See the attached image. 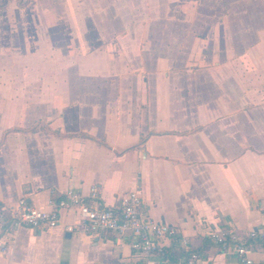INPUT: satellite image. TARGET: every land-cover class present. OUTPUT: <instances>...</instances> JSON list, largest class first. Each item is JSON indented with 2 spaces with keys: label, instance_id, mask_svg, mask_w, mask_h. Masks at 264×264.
<instances>
[{
  "label": "crops",
  "instance_id": "1",
  "mask_svg": "<svg viewBox=\"0 0 264 264\" xmlns=\"http://www.w3.org/2000/svg\"><path fill=\"white\" fill-rule=\"evenodd\" d=\"M92 188L178 236L141 257L62 211L0 264H238L210 228L264 264V0H0V204Z\"/></svg>",
  "mask_w": 264,
  "mask_h": 264
},
{
  "label": "built area",
  "instance_id": "2",
  "mask_svg": "<svg viewBox=\"0 0 264 264\" xmlns=\"http://www.w3.org/2000/svg\"><path fill=\"white\" fill-rule=\"evenodd\" d=\"M62 211L76 213L79 223L90 234L128 235L133 253L141 257L166 252L168 242L178 236L174 227L155 221L143 211L142 200L136 190L122 194L117 206L107 207L96 188H92L86 198L82 194L66 191L64 198L49 202L46 208H36L25 198H20L13 205L0 204V252L8 249L23 228L42 231L56 227ZM260 225L262 229L251 231L250 238L264 239V211L260 216ZM71 229L72 226H67L68 231ZM207 231L209 239L222 252L237 257L238 264H257L251 257L252 245L239 241L232 231L217 228ZM183 244L188 245L186 239ZM196 259L197 255L191 253L186 264H193Z\"/></svg>",
  "mask_w": 264,
  "mask_h": 264
},
{
  "label": "trees",
  "instance_id": "3",
  "mask_svg": "<svg viewBox=\"0 0 264 264\" xmlns=\"http://www.w3.org/2000/svg\"><path fill=\"white\" fill-rule=\"evenodd\" d=\"M162 254V253H161Z\"/></svg>",
  "mask_w": 264,
  "mask_h": 264
}]
</instances>
